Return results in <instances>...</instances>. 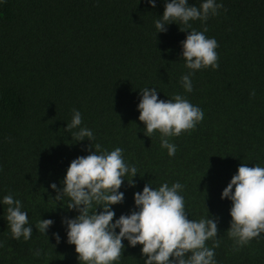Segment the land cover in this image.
Here are the masks:
<instances>
[{
	"label": "trees",
	"instance_id": "1",
	"mask_svg": "<svg viewBox=\"0 0 264 264\" xmlns=\"http://www.w3.org/2000/svg\"><path fill=\"white\" fill-rule=\"evenodd\" d=\"M216 2L217 15L189 23L216 39L218 67L195 70L193 90L185 92L184 25L155 35L164 0L155 8L147 0H0V198L19 199L33 225L28 241L13 239L0 204V264H80L61 224L77 213L54 204L49 188L61 187L70 161L88 154L90 141L64 131L73 109L92 130L93 147H120L137 168L134 186L121 184L113 219L134 210L133 192L145 183L179 182L188 219L218 218L217 264H264V232L235 248L226 232L230 201L220 198L240 164L264 167V0ZM145 86L156 87L158 99L179 93L204 113L193 129L168 137L173 156L160 146V133L146 136L138 120ZM40 218L53 220L45 234L34 226ZM122 243L115 264H143L141 245Z\"/></svg>",
	"mask_w": 264,
	"mask_h": 264
},
{
	"label": "clouds",
	"instance_id": "2",
	"mask_svg": "<svg viewBox=\"0 0 264 264\" xmlns=\"http://www.w3.org/2000/svg\"><path fill=\"white\" fill-rule=\"evenodd\" d=\"M147 4L155 8L156 0H147ZM221 7L216 0H200L199 6L189 4L188 0H164L162 14L153 21L155 35L166 32L171 23L184 25L179 28L187 33L179 42L180 59L190 70L180 76L185 92L193 90L191 76L195 70L218 67L214 51L218 47L216 39L204 35L206 27L197 31L189 22L199 19L203 23L210 15H217ZM138 95L136 108L138 120L144 124V134L150 137L154 130L158 131L160 146L173 156L176 145L168 137L193 129L203 119V111L179 93L171 99H158L157 88L153 86L139 89ZM64 131L75 142L85 139L91 142L84 149L87 155L70 161L59 181L61 187L57 182L49 184L56 193L52 197L54 204L58 201L61 207L77 213L73 217H62L61 224L65 228L66 242L74 245L80 264H115L122 256V240H126L129 247L141 245L143 264H217L214 248L218 244L215 239L218 218L207 214L198 220L188 219L185 200L180 194L181 183L164 182L159 187L145 183L141 191L133 192L134 210L113 219L115 213L111 206L123 201L124 193L119 191L123 181L134 186L133 177L138 175L136 166L125 161L120 147L110 151L99 144L93 147V132L81 126V113L76 109L72 110ZM220 198L230 201L231 219L226 232L235 248L264 232V167L240 164L222 189ZM0 204L7 206L3 219L12 238L23 237L28 241L33 225L28 223L21 201L8 194L0 198ZM52 224L53 220L40 218L34 226L45 234ZM52 236L59 243V235L52 233ZM209 239L213 240L212 247L205 243ZM33 255L40 256L41 250L37 248Z\"/></svg>",
	"mask_w": 264,
	"mask_h": 264
}]
</instances>
